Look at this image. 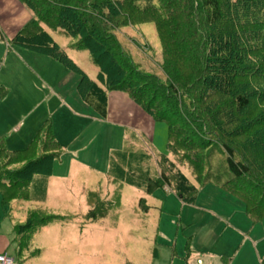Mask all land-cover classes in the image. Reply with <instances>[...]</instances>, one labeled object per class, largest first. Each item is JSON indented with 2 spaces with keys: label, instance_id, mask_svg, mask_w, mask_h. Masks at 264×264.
Wrapping results in <instances>:
<instances>
[{
  "label": "trees",
  "instance_id": "trees-1",
  "mask_svg": "<svg viewBox=\"0 0 264 264\" xmlns=\"http://www.w3.org/2000/svg\"><path fill=\"white\" fill-rule=\"evenodd\" d=\"M19 1L33 18L9 45L49 57L78 74L80 97L102 120L108 118V93L126 94L156 123L167 126L168 148L178 164L187 165L203 187L211 184L240 199L252 224L264 221L260 158L264 116L256 114L257 104L264 108V0H157V5L151 0ZM148 23L156 26L161 43L164 80L140 70L116 34L121 28ZM43 25L76 40V49L89 52L99 68V83L54 42ZM0 39L5 40L2 35ZM8 95L0 87V100ZM252 109L255 113H250ZM236 133L248 136V141L237 144L232 138ZM62 152L49 121L25 150L10 151L0 138L4 203L30 200L32 178L50 177ZM122 156L118 152L111 157L113 170ZM165 162L172 180L160 166L158 177L147 174L140 182L129 178L130 182L145 187L149 195L167 186L183 204H195L200 191L160 155L159 164ZM89 206L91 221L105 216L94 197ZM27 219L29 228L49 220Z\"/></svg>",
  "mask_w": 264,
  "mask_h": 264
},
{
  "label": "rangeland",
  "instance_id": "rangeland-1",
  "mask_svg": "<svg viewBox=\"0 0 264 264\" xmlns=\"http://www.w3.org/2000/svg\"><path fill=\"white\" fill-rule=\"evenodd\" d=\"M151 1L155 5L158 4L157 0ZM43 27L85 74L99 83V68L91 61L89 52L76 49L74 46L77 41L61 31L51 30L46 25ZM116 34L124 51L138 64L140 70L156 75L162 80L165 79V73L162 71L163 51L153 23L121 28ZM42 59L47 61V58L40 55L17 52L13 45H0V87L10 92L4 110L9 113H12L11 110L15 111V118H21L24 112H30L26 124L21 126L20 131H16L14 127V132L24 136L26 128L28 129L27 125L32 119L43 118L49 113L47 121L54 122L61 132L63 127L58 125L61 120L58 111L63 107L60 104L61 99H64L66 106L75 110L77 114L90 116V120L100 119L98 114L83 102L78 93L80 76L73 73L71 80L63 81L57 74H51L45 65H39ZM37 65L40 66L38 71L35 67ZM24 102L30 104L23 106ZM34 103L37 109L33 107ZM260 107L259 104L256 105V111H259L256 114L263 117L264 108ZM250 113H255V109ZM54 114L56 116L53 119ZM43 126L44 124L40 129ZM233 128L231 126V129ZM122 131L120 135L112 125L96 122L91 130L92 134H96L94 140L90 139L91 133L86 134L67 151V154L62 155L60 160L54 163V172L49 181L52 190L47 200L18 199V202L12 203L13 214L21 222L20 224L25 225V219L30 216L37 220L49 218L48 222L33 227L30 231L29 252H32V257L27 254L19 258L14 252L9 253L18 263L152 264L156 248L172 241V247L177 242L176 248L179 253L175 264H198V262L209 264L210 261L204 255L192 256L187 249L192 243L190 237L192 230L189 224L192 221L194 225L193 219L199 213L193 210L192 206H183L172 188L165 186L149 195L145 187L130 182L129 178L140 182L139 180L143 179V176L145 178L147 174L151 178L158 177L160 166L169 174L165 166L166 162L159 164L160 155H165L167 164L173 165L176 171L184 175L200 191L194 207L207 210L208 204L215 202L219 203L216 207L219 213L236 212L240 216L242 209L244 211L242 215L247 219L245 204L240 199L211 184L203 187V183L192 175L187 165H180L175 161L168 148V129L164 123L156 125L152 143L147 137L135 141L129 133ZM5 132L10 133L11 130L8 128ZM232 138L237 140V144L249 139L248 136L237 133ZM30 142L26 147L11 151L25 150ZM117 152L122 153V158L126 161L118 157L116 159L118 163L115 162V170H113L109 168L110 157ZM124 154L136 155L142 160L136 161L135 157L131 159ZM203 154L207 155V152ZM35 155L26 157V161ZM260 156L264 160V151ZM118 164L122 166V171L119 170ZM169 175L172 180L173 176ZM59 176L68 180L63 181ZM54 191L61 193L54 195ZM65 193H68V196H65ZM20 195L23 198V194ZM92 197L100 204L99 211H105V216L98 221H91L88 216L89 200ZM182 219L186 220L188 225H182ZM258 225L264 233V222ZM214 239H217L214 242V249L223 248L225 245L231 248L239 247L231 234L217 231ZM262 241L263 260L264 239ZM238 242L240 244L239 240ZM235 264H257V261L248 246H244Z\"/></svg>",
  "mask_w": 264,
  "mask_h": 264
},
{
  "label": "crops",
  "instance_id": "crops-1",
  "mask_svg": "<svg viewBox=\"0 0 264 264\" xmlns=\"http://www.w3.org/2000/svg\"><path fill=\"white\" fill-rule=\"evenodd\" d=\"M32 18V13L27 10L19 0H0V36L2 35L5 39H0V45H8V41L13 38ZM7 48L10 50L9 46H7ZM15 48L17 49V52H24V54L32 53L16 46ZM8 52L10 53V51H7V53ZM43 57L47 58V61L45 59L39 61L40 66L45 65L46 69H48L51 74H57L63 79V81H66V79L71 80V74L73 73L70 70L49 57ZM39 65L35 66L37 67V71L40 70ZM8 97L0 100V138L5 137L6 146L11 151L26 147L28 143L34 139L36 133L40 130V127L47 122L50 113L43 118L36 117L35 119H32L27 125L28 129L26 128L25 135L20 136L19 133L16 134L14 132V127H16V131H20L21 126L26 124L28 118H30V112H24V114L21 115V118L14 117L15 111L11 110L12 113L6 112L4 106ZM27 104H30V102H24L23 106H28ZM60 104L63 105V107L58 111L59 116L61 114V117H59L61 120H59L58 125L63 128L61 132H59V128H57L54 122L52 123V127L56 140L62 146V155L67 154V151L72 149V147H74L81 138L85 137L88 133H91L90 139L94 140V135L96 134H92L91 130L94 128L96 122H103L104 124L112 125L113 129H115L120 135H122V130H124L126 133H129L135 141H141V138L147 137L150 142L152 141L153 132L158 124L126 94L120 92L108 93V118L106 120H102L101 118V120L96 118L90 120V116L77 114L75 110L66 106L64 99H61ZM33 107L37 109L35 103L33 104ZM55 116L56 115L54 114L53 119ZM8 128L11 130L10 133L5 132ZM115 153H113V155H115ZM111 157L109 168L112 167ZM59 177L63 179V181L68 180V178H64L63 176ZM50 179L51 176H34L29 187L30 200L27 201L47 200L52 190L49 182ZM60 193L61 191H54L53 194L59 195ZM65 196H68V193H65ZM13 202L18 201L16 200ZM13 202L5 204L2 193L0 192V254L14 252L19 258L23 255L26 256L27 254L32 257V252H29V235L33 228L26 226L28 219H25V225L20 224L21 222L17 220L16 216L13 214V209L11 208ZM179 202L183 206L186 205L180 200ZM196 203L187 204L188 206H192L194 208L193 210L199 213V215L193 219L194 225L192 221L189 224V227L192 230L190 236L192 237V243L191 246L187 248L190 255H204L208 261H210L209 264H235L241 255L243 247L248 246L251 254L257 261V264H264V259L262 260L261 258V252L263 251L261 245L263 244L262 240L264 239V233L262 232L260 225H258L260 223L252 224L247 215V219H245L242 215L244 213L242 209H240L242 213L240 216L236 212L223 214L219 213L216 209V207L219 206V203H209L207 210L197 209L194 207ZM186 222V220L182 219L181 224L188 225ZM263 222L264 221H262L261 224ZM256 230H258V233H256ZM217 231L222 232L223 234L233 235L234 242L237 241L239 247L234 246L231 248L225 245L223 248L214 249V242L215 240L217 241V239L214 238ZM159 237L160 235L157 237V241H159ZM238 240L240 241V244ZM171 243L172 241H169L167 245H159L160 247L156 248L155 253L153 254L152 264H175L176 259L179 258V253L176 248L177 242L173 247V243ZM251 243H253V245ZM198 264H200V262H198Z\"/></svg>",
  "mask_w": 264,
  "mask_h": 264
},
{
  "label": "built area",
  "instance_id": "built-area-1",
  "mask_svg": "<svg viewBox=\"0 0 264 264\" xmlns=\"http://www.w3.org/2000/svg\"><path fill=\"white\" fill-rule=\"evenodd\" d=\"M0 264H19L15 258L7 253L0 254Z\"/></svg>",
  "mask_w": 264,
  "mask_h": 264
}]
</instances>
